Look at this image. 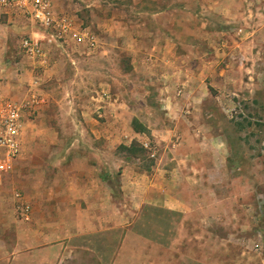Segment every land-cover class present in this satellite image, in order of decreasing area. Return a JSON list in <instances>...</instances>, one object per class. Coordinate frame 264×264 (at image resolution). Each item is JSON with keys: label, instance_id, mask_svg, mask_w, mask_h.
Instances as JSON below:
<instances>
[{"label": "rangeland", "instance_id": "1", "mask_svg": "<svg viewBox=\"0 0 264 264\" xmlns=\"http://www.w3.org/2000/svg\"><path fill=\"white\" fill-rule=\"evenodd\" d=\"M158 1L127 15L124 0H55L95 47L0 10V109L24 106L21 154L0 182L53 177L76 154L97 162L90 138H109V225L50 264H264V0ZM174 20L195 40L171 42ZM28 37L42 58L21 49Z\"/></svg>", "mask_w": 264, "mask_h": 264}, {"label": "crops", "instance_id": "2", "mask_svg": "<svg viewBox=\"0 0 264 264\" xmlns=\"http://www.w3.org/2000/svg\"><path fill=\"white\" fill-rule=\"evenodd\" d=\"M229 1L230 7L238 6V3L242 2ZM124 2L126 3L118 10L126 11L127 15L129 12L126 8H132L134 11L136 7V12L141 13L145 10L142 9L143 6H148L156 13L159 3L158 0ZM170 4L171 2L167 5L166 1L162 9H172ZM149 20L140 21L135 27H145ZM163 28L167 33L164 35L171 42L181 39H186V42L195 40L188 34L185 22L174 20L165 23ZM223 43L221 42L220 46ZM90 140L100 141V144L102 142L101 148H104L96 149L100 156L97 162L76 154L70 161L71 164L59 167L57 175L53 177L48 178L47 171L40 168L30 172L34 174L20 182H0V187L8 185L22 189V192L15 193L13 199L0 195V264L55 263L61 253L74 249L72 243L76 238L92 235L103 228L107 229L108 209L113 197L109 190L108 176L103 174V169L108 165L103 158L108 155L106 145L109 138L98 133L91 136ZM172 200L168 208L185 213V200L179 197H173ZM24 204L29 207L26 217L20 208ZM60 261L63 262L62 259Z\"/></svg>", "mask_w": 264, "mask_h": 264}, {"label": "built area", "instance_id": "3", "mask_svg": "<svg viewBox=\"0 0 264 264\" xmlns=\"http://www.w3.org/2000/svg\"><path fill=\"white\" fill-rule=\"evenodd\" d=\"M0 10L11 11L22 16L31 26L61 33L62 37L71 35L79 45L95 47L97 36L89 29L79 28L74 31L69 17L59 16L55 9V0H0ZM74 32V33H73ZM21 49L28 56L42 58L43 47L34 37L23 38ZM24 106L7 102L0 109V174H9L15 170L21 154ZM148 148V145H144ZM23 216L29 212L28 205H21Z\"/></svg>", "mask_w": 264, "mask_h": 264}, {"label": "trees", "instance_id": "4", "mask_svg": "<svg viewBox=\"0 0 264 264\" xmlns=\"http://www.w3.org/2000/svg\"><path fill=\"white\" fill-rule=\"evenodd\" d=\"M145 209L146 208H144V210H143V213H144V211H145ZM167 213L169 212V211H167V210H165ZM165 211H163V212H165ZM158 212V211H157ZM159 213V212H158ZM143 215V214H142ZM160 215V214H159ZM161 216V215H160ZM166 222L168 223V220L166 219ZM146 237H147V235H146ZM148 238V237H147Z\"/></svg>", "mask_w": 264, "mask_h": 264}]
</instances>
